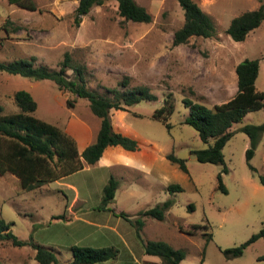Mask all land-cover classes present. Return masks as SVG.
Segmentation results:
<instances>
[{"label": "rangeland", "instance_id": "1", "mask_svg": "<svg viewBox=\"0 0 264 264\" xmlns=\"http://www.w3.org/2000/svg\"><path fill=\"white\" fill-rule=\"evenodd\" d=\"M135 1L150 12V21L124 20L116 0L92 6L78 25L73 22L78 0H35V9L0 0V60L34 54L37 63L56 68L68 50L85 61L90 88L106 92L105 86H117L127 75L129 85L145 84L157 95L126 109H110L114 127L131 131L141 148L148 144L156 150L152 165L135 164L136 156L130 157L126 151H119V156L131 162L128 166L85 165L66 178L79 191L77 200L72 199V186L61 179L27 190L11 173H5L0 175V217L11 221L10 229L19 238L31 237L44 244L62 262L71 258V245L79 244L116 248L115 258L102 261L106 264H161L158 255L142 250V240L161 239L185 250L180 264H264V257L259 258L264 255V235L248 243L238 256L228 257L222 251L244 242L264 226V185L258 180V174H264V131L247 160L250 137L240 128L246 123L263 122L264 106L249 110L229 127L232 133L223 146L227 170H223L222 163L196 158L193 150L206 147L208 142L184 121L188 107L182 100L187 96L214 108L230 99L237 90L235 66L245 57L259 59L255 85L264 91V20L243 40H234L225 31L234 15L256 8L259 1L195 0L212 17L215 33L192 35L180 44L172 42L174 30L184 21L178 0ZM67 73L72 75V70ZM19 88L28 90L37 101L34 115L58 125L73 138L83 135L82 128L97 132L99 119L88 100L59 89L49 78L0 70L1 112L18 110L13 92ZM166 96L172 98L173 110L165 121L153 117L152 112ZM67 99L74 100L72 106ZM168 152L184 158L187 171L172 163ZM142 158L140 155L137 159ZM219 172L226 190L219 186ZM110 175L118 184L112 201L103 206V186ZM171 182L180 183L182 189L169 191ZM167 198L173 203L164 217H147L141 237L136 230L135 237H94L110 231L107 224H113L116 206L133 216ZM190 203L193 208H189ZM107 210L110 222L104 221ZM61 213L64 216H53ZM180 227L194 232L187 233ZM129 250L133 257L128 255ZM0 264L40 263L30 245L16 246L0 240Z\"/></svg>", "mask_w": 264, "mask_h": 264}, {"label": "trees", "instance_id": "2", "mask_svg": "<svg viewBox=\"0 0 264 264\" xmlns=\"http://www.w3.org/2000/svg\"><path fill=\"white\" fill-rule=\"evenodd\" d=\"M8 1L28 9L36 8L35 0ZM105 1L78 0L73 11L74 24L78 25L82 16L87 14L92 6ZM116 1L118 12L124 20L150 21V12L135 0ZM258 1L259 5L256 8L243 10L231 18L225 31L232 39L243 40L264 20V0ZM178 2L183 8L184 21L173 32V44L186 42L192 35H214L215 23L212 17L195 0H178ZM37 60L38 57L34 54L9 61L0 60V70L34 78H49L59 89H67L76 96L87 99L90 110L99 119V128L95 138L79 151L75 138L58 125L33 114L37 101L28 90L16 89L13 92V99L18 110L1 112L2 105H0V174L5 172L15 174L20 186L29 190L75 172L87 164L95 163L108 145L119 146L125 150H134L139 147L136 138L114 128L110 109H126L142 99H156L157 95L150 90L149 86L129 85L128 76L125 75L117 86H105L106 92H99L88 86L90 78L88 67L84 60L74 56V52L65 51L56 68L37 63ZM69 69L72 70L70 76L67 73ZM235 71L237 74L235 94L227 101L215 105L214 108L187 96L182 98L188 107L184 121L197 130L201 139L208 142L206 147L193 150L196 158L200 161L222 163L223 170H227L223 146L232 133L229 127L233 122L242 119L249 110L264 106V91L257 89L255 85L259 71V59L245 57L236 64ZM73 102L74 100L67 99L69 105L72 106ZM172 110L173 100L166 96L164 102L154 109L152 116L166 121ZM166 124L168 125L167 122ZM240 128L250 137L249 146L246 149V158L249 160L264 131V121L258 124L246 123ZM210 138H212L211 142H209ZM166 156L180 169L187 171L184 158L178 157L173 152H168ZM249 165L253 170L256 169L251 163ZM217 177L219 186L226 190L221 172ZM258 180L264 185V174H258ZM117 184L118 180L110 175L108 182L103 186L101 198L103 206H108L114 198ZM167 188L174 192L182 189V186L178 182H171ZM172 203L173 199L167 198L151 207L140 209L133 216L123 210L117 214L128 219L135 227L137 235L141 237L140 230L145 218L151 216L162 219ZM193 207L190 203L189 208ZM53 216H64V213ZM10 224L11 221L0 217V240H6L16 246L30 245L34 249V257L40 264H93L113 259L117 255V249L113 246L73 244L70 248L71 258L67 262H62L57 259L53 250L44 244L33 241L31 237L29 239L19 238L11 231ZM182 230L187 233L194 232L193 229ZM210 234L208 233L207 239L211 238ZM260 235H264V226L244 242L224 247L222 251L228 257L238 256L242 254L248 243ZM142 245L144 253L158 255L161 258V264H180L186 254L183 248L174 247L161 239L142 240Z\"/></svg>", "mask_w": 264, "mask_h": 264}, {"label": "crops", "instance_id": "3", "mask_svg": "<svg viewBox=\"0 0 264 264\" xmlns=\"http://www.w3.org/2000/svg\"><path fill=\"white\" fill-rule=\"evenodd\" d=\"M80 122H81L82 126H85L86 125L85 122L82 119H80ZM87 127H86V129H87ZM114 128L116 130H119V131H121V132H123L125 134H128V135H130V136H132V137H134V138L137 139V137L134 134H132L131 131L130 132L129 131L127 132V131L121 130L119 128H116V127H114ZM82 129H83V135L80 136L79 138H78V136H75L77 148H78L79 151H81L88 143H90L95 138V135L97 133V132L95 134L92 133L91 129H89V128H88V130H85L84 128H82ZM85 131H87V132H85ZM68 132L71 133L70 132V129H69ZM138 143H139V147L137 149H134V150H125V149H122V147H119V146L108 145L103 150V153L99 157V159L95 163H93L92 166L100 165V164H103V163H107V164H110V165H113V164H122V165H127L128 166L131 162H126V161L122 160L120 158V156H119V151H128V152H130L129 155L130 154H134L136 156L135 157L136 160L134 162L135 164L143 165V167H149V165H152L153 164V161H154V159L156 157L155 156L156 153H154L156 150L153 151L152 148H150V146L148 144L146 146H144L143 148H141L142 147V144H141V142L139 140H138ZM149 144L151 145L152 143L149 142ZM151 153H153V155ZM140 155H141V157H145V158L137 159L138 157H140ZM130 157H132V156L130 155ZM87 165H89V164H87ZM5 173H10V172H5ZM5 173H3V174H5ZM72 173H70L68 175H65V176H63V177H61L59 179H61L62 180V183H64V184L65 183H68L66 181V178L68 176H70ZM3 174H0V175H3ZM11 175L14 176L15 180H17L19 182V179H18V177L15 174L11 173ZM59 179H56V180H59ZM68 185L72 186V188L74 190V195H73L72 199L73 200L74 199L77 200V198H79V191L77 189H75V187L71 184V182H69ZM69 210L70 209H68V211ZM120 210L126 211L125 209L118 208V206H116V208H115L116 213H117V211H120ZM107 211L109 213L108 212L106 213L107 214V217H105V220L104 221L105 222L106 221H109L110 222V221H112V219L111 220L109 219V216H111L110 215V210H107ZM111 212L113 214V211H111ZM132 215H135V214L132 213ZM114 216H115V218L113 219V224H111V225L107 224V227L110 229V231H102V232L97 233L96 235H94V237H135V235H136L135 229H134L133 225L128 221V219H126V218H124V217H122L121 215H118V214H116ZM145 220H146V218H145ZM97 225L98 226L101 225L102 227H104L105 224H100V222H97ZM144 225H145V222L143 224L142 230H144ZM132 245H129V246L131 247ZM141 249L142 248L139 247V250L140 251H141ZM128 252H129L128 255H130V257H133L132 254H131L132 251L129 250ZM97 263L98 262H95L93 264H97ZM99 264H106V263H102V261H99Z\"/></svg>", "mask_w": 264, "mask_h": 264}]
</instances>
